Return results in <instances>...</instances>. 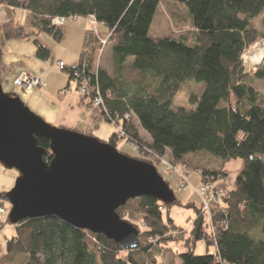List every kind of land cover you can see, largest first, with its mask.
Instances as JSON below:
<instances>
[{"label":"trees","instance_id":"obj_1","mask_svg":"<svg viewBox=\"0 0 264 264\" xmlns=\"http://www.w3.org/2000/svg\"><path fill=\"white\" fill-rule=\"evenodd\" d=\"M172 1L185 13L175 15L173 22L178 28L187 26L186 32L160 38L151 37L150 29L161 0H0V9L24 10L38 31L57 42L64 32L51 24L53 18L93 17L96 26L108 29L105 46L111 51V74L97 62L101 41L86 30L78 64L65 66L66 88L75 72L89 77L91 88H97L102 98L105 121L121 128L124 140L138 150L157 156L168 152L176 165L213 181L226 174L200 169L190 162L191 154L205 151L225 161L241 160L235 188L223 194L221 206L211 211L213 238L205 229L201 204L185 206L195 212L185 230L168 216L177 200L166 205L140 197L116 211L138 232L135 250H120L106 237L54 216L15 225L7 217L2 225L11 226L14 236L5 240L0 264H160L157 247L174 241L166 236L171 231L178 232L176 240L186 249L178 255L181 264H264V93L252 84H264V62L249 75L242 61L246 51L264 41V0ZM27 36L13 20L0 24V58L8 41ZM34 45L35 57L47 61L50 51L37 40ZM186 82L202 86L201 93L188 100L194 109L173 110ZM117 142L114 132L105 143L117 150ZM37 145L46 150L43 160L49 163V142L37 139ZM138 160L156 168L150 159ZM258 225L261 236L256 239L252 232ZM156 238L157 247L148 243ZM202 240L206 253L195 256V244ZM210 247L215 248L213 254Z\"/></svg>","mask_w":264,"mask_h":264},{"label":"water","instance_id":"obj_2","mask_svg":"<svg viewBox=\"0 0 264 264\" xmlns=\"http://www.w3.org/2000/svg\"><path fill=\"white\" fill-rule=\"evenodd\" d=\"M37 139L49 142L52 159ZM0 163L19 173L3 201L12 225L54 216L70 226L138 247V232L116 213L130 200L150 197L171 205L173 191L154 166L121 154L93 136L53 128L6 95L0 79Z\"/></svg>","mask_w":264,"mask_h":264},{"label":"rangeland","instance_id":"obj_3","mask_svg":"<svg viewBox=\"0 0 264 264\" xmlns=\"http://www.w3.org/2000/svg\"><path fill=\"white\" fill-rule=\"evenodd\" d=\"M18 1L25 3L27 0ZM177 14L183 17L185 13L182 9L178 10L172 0H161L151 25V37L160 38L171 34L175 36L184 34L187 26L181 25L182 28H178L173 22V18ZM11 20H13L15 26L23 28L25 34L28 36L22 40H10L5 44L3 54L0 58V79L3 92L10 97L18 98L26 108L49 126L71 130L69 128L59 127L50 120L51 115L55 116L58 115L57 113H60V116L63 117L66 112L67 102H61L63 100L61 96H69V94L72 93L81 96L80 91L77 90L73 81L69 86L70 90L67 92V88H65L68 81L67 74L60 71L58 65L60 62L65 63L66 67L77 65L83 41V36H81L80 33L85 31L87 27L91 28V20L81 19L77 21L76 19H66L64 25L60 27L64 32V36L59 42L53 40L50 35L38 31L31 24V20L24 10L12 8L0 9V24ZM95 31L96 36L98 35L100 39H107L108 29L106 27L97 25ZM34 40H37L43 47L50 51L51 55L47 61H42L35 57ZM98 53L97 62H99V67L101 68L102 66V68L108 69V67L111 66L109 48L105 46ZM257 54H261V59L255 62L254 58ZM242 61L245 66L246 74L252 75V73L256 72L258 67L264 62V41L261 40L257 42L251 49L246 51L242 57ZM21 74L41 78L45 81V86L30 91L19 88L14 82ZM252 84L264 93V84L256 82ZM201 91V85H197L193 82H186L182 90L175 97L171 108L173 110L178 108H184L188 111L193 110L194 106H190L188 100L192 94L199 95ZM81 97L84 100V104L94 111L97 122L93 125L92 129H97L99 124H101L102 128L99 132L101 137H105L113 130V133L116 132L118 137L117 151L133 159H150L156 163L155 166L158 173H160L159 175L168 183V186L174 193L175 199L178 201L177 205H173L169 209L168 216L177 226L188 230L195 219V212L192 208H187L185 206L187 204H194L197 207L200 206V199L195 193V190L199 188L201 181H203L200 173L190 170L187 167L176 165L168 152L165 156H157L145 150H138V148L124 140L122 136L124 132L121 128L105 121L104 117L101 115V107H96L91 98ZM43 108L45 111L46 109L50 111L51 114H47ZM78 133L87 135L82 132ZM91 136L95 137L94 135ZM97 139L106 142L109 138ZM189 158L190 160H194L196 163L195 165L200 169H209L212 171L222 170L226 174L224 177L213 181L214 187L221 192L220 196L218 198L216 197V208L218 209L223 202V194L235 188V179L241 167V160L236 158L225 161L205 151L191 154ZM173 168L178 170L179 175L172 170ZM18 177L19 173L17 170L6 169L0 163V196L5 195L13 188ZM184 177L190 187L186 191L176 192L178 185L183 183L182 179ZM1 208L5 210L4 214L0 212V227L2 229L7 226L2 225V223H4L8 217L10 206L8 203L4 202V206H1L0 209ZM205 225L208 237L212 239L215 228L212 222L211 224L209 223L207 217L205 218ZM8 227L12 228L11 226ZM252 235L256 239L261 236L260 225L252 232ZM10 236L11 234L7 231L0 232L1 253H4L5 240L10 239ZM166 236L174 239V241L163 244L162 246L160 245V247H157L158 241L155 242V239H148L149 244L157 247V261L160 262V264H181L178 255L184 253L186 249L182 246L181 242L176 240L179 236L178 232L171 231ZM153 240L154 242H152ZM164 247L168 250L163 251L164 249L162 248ZM214 249V247H210L208 249L209 254H213ZM194 253L195 256H203L206 253V244L203 240L196 242Z\"/></svg>","mask_w":264,"mask_h":264},{"label":"built area","instance_id":"obj_4","mask_svg":"<svg viewBox=\"0 0 264 264\" xmlns=\"http://www.w3.org/2000/svg\"><path fill=\"white\" fill-rule=\"evenodd\" d=\"M72 19H76L77 21L81 20V19H89L91 20V31L92 32H96L95 28H96V22L95 19L93 17H88V18H80V17H75ZM66 19L64 18H53L51 20V24L53 26H57V27H61ZM101 45L104 47L106 45V40L101 41ZM59 70L62 72H65L64 69L66 68L65 65L63 63H59ZM74 82L75 87L77 88L78 91H80L81 96L83 97H87V98H91L93 100V104L96 107H103V101L102 98L100 97L99 92L97 91V88H91L90 86V79L89 77L86 78L83 74H80L79 72H75L73 74V78L70 81V85L71 82ZM15 85L18 86L19 88H24L27 91H30L32 89H37V88H42L45 86V81L41 78H37V77H31L28 76L26 74H21L16 80H15ZM70 90V88L67 89V92ZM117 127V126H116ZM123 137H125L124 135H122ZM176 174L179 175L178 170L175 168L172 169ZM183 183L178 185V188L176 190V192H183L186 191L190 185L187 182L186 178L184 177L182 179ZM196 195L199 197L200 199V204H201V208L202 211L205 214V218L207 217L209 219V223L211 224V217H210V213L212 210H216L217 208V203H216V197L218 198L221 194L220 190H218L217 188L214 187L213 185V180L211 178H206L205 180L201 181V184L199 186L198 189L195 190ZM1 214L5 213V210L3 208L0 209ZM214 235V234H213ZM158 239H155V242H157ZM154 242V240L152 241Z\"/></svg>","mask_w":264,"mask_h":264},{"label":"crops","instance_id":"obj_5","mask_svg":"<svg viewBox=\"0 0 264 264\" xmlns=\"http://www.w3.org/2000/svg\"><path fill=\"white\" fill-rule=\"evenodd\" d=\"M7 8L8 7H4V8H1V10L7 9ZM5 19H6V17H5ZM86 30H91V28L87 27L85 29V31ZM85 31L80 33L81 36H83ZM96 37L99 41H102V39H103V38L100 39L98 37V35ZM107 47L109 48V60H110L111 51H110V47L109 46H107ZM82 49L83 48L81 45V49H80L81 51L79 54V58H80V55L82 53ZM79 58H78V62H79ZM63 64L65 65V63H63ZM72 67H74V66H72ZM101 68H102V66H101ZM102 69H104L109 75L111 74V66L108 67V69H105V68H102ZM66 95H68V94H66ZM61 97L64 100V101L62 100L61 102H67V109L65 110L66 111L65 114L63 115V117L60 116V113H57L58 115H55V116H53V115L50 116V120L52 122H54L55 124H57V126L69 128V129L74 130L76 132H82V133L87 134V135H94L95 137L100 138V139H106V138H109L111 136V134L113 133V130L110 131V133H108L105 137H101L99 135V132L102 128L101 124H99L97 129H92L93 125L97 122L95 115H94V111L89 106L84 104V100L81 96H79L76 93H72V94H69V96L64 95V97L63 96H61ZM43 110L45 111L44 108H43ZM45 112L47 114L48 113L51 114L50 111H48L47 109ZM67 113H69V114H67ZM139 134L143 138V140H145L146 142L149 141L148 136H146L143 132L140 131ZM190 162L193 165L196 164L195 161L192 159L190 160ZM195 166H197V165H195ZM6 231L11 234L10 238L14 236V230L8 226L3 227L0 232H6Z\"/></svg>","mask_w":264,"mask_h":264},{"label":"bare ground","instance_id":"obj_6","mask_svg":"<svg viewBox=\"0 0 264 264\" xmlns=\"http://www.w3.org/2000/svg\"><path fill=\"white\" fill-rule=\"evenodd\" d=\"M261 59V54H257L254 58V61L257 62Z\"/></svg>","mask_w":264,"mask_h":264}]
</instances>
